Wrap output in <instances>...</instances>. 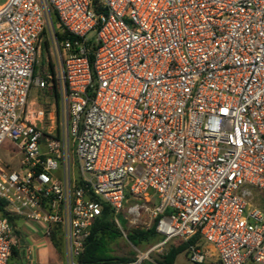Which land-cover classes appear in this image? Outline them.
<instances>
[{"label": "built area", "instance_id": "1", "mask_svg": "<svg viewBox=\"0 0 264 264\" xmlns=\"http://www.w3.org/2000/svg\"><path fill=\"white\" fill-rule=\"evenodd\" d=\"M101 7L0 5V150L10 141L21 156L16 169L0 161V201L44 238L59 231L66 264H79L103 205L119 227L123 213L133 223L147 214L163 238L125 264H159L154 249L193 239L194 264L206 262L202 245L220 264H264V211L254 204L264 194V0ZM43 48L54 75L35 73ZM53 77L65 99L61 139L28 99ZM17 243L0 216V264Z\"/></svg>", "mask_w": 264, "mask_h": 264}, {"label": "rangeland", "instance_id": "2", "mask_svg": "<svg viewBox=\"0 0 264 264\" xmlns=\"http://www.w3.org/2000/svg\"><path fill=\"white\" fill-rule=\"evenodd\" d=\"M6 0H0V5H2ZM97 36L96 31H92L88 35V39L95 40ZM47 51V52H46ZM48 59L50 60V65L52 64V58L48 54V50L43 48L41 53V58L39 64L35 69L36 74H55L53 66L46 68L48 66ZM53 71V72H52ZM54 73V74H53ZM56 79L55 77H53ZM57 95L53 89V84L44 89L39 90L36 87H32L29 92V103L31 109L40 110L43 109L46 114L45 122L40 125L46 134L51 132L54 136L61 139L64 134V114H65V99L63 98L61 88H58ZM51 118V120H49ZM71 151H73V160H74V172L78 174V162L75 156V145L71 142ZM0 161L5 167H10L11 169H16L20 166L21 156L19 155V150L14 146L10 141H6L3 147L0 150ZM254 204L259 205L264 211V194L255 195ZM120 221L121 227H119L115 222L116 227L118 228L120 235L117 237H109L104 241V253L109 256L128 258L133 260L136 258L139 252L147 253L153 248H156L158 244L163 241V238L160 235H156L150 240H143L140 243H135L131 241L128 236L135 233H145L150 230L155 221L147 214L142 215L138 222L133 223L130 218ZM60 236H57L55 239L45 238L49 243L47 250H44L43 246L38 247L39 253L31 251H19V256L12 258L10 264H20L21 260H25V264H66V254L63 250V238L61 233L58 232ZM34 237V236H33ZM35 238H41L40 235H35ZM181 245L179 240H171L166 245L161 248L154 249L149 258L153 262L161 264L163 256L169 251L173 246L178 247ZM61 246V247H60ZM204 249L208 251V257L204 264H220L215 255V251L209 245H202ZM42 250V251H41ZM174 264H194L190 261L188 251H184L180 254L175 260Z\"/></svg>", "mask_w": 264, "mask_h": 264}, {"label": "trees", "instance_id": "3", "mask_svg": "<svg viewBox=\"0 0 264 264\" xmlns=\"http://www.w3.org/2000/svg\"><path fill=\"white\" fill-rule=\"evenodd\" d=\"M92 4L96 7L98 12H103V9L101 7V0H91ZM52 21L54 25L58 23V20L54 14H52ZM68 37L67 34H64L60 37V40H64ZM53 72V71H52ZM54 74V73H53ZM53 89L56 92V95L58 94V88L60 87L59 84L56 82V80H53ZM5 202L0 201V216L7 218L10 223L13 225L15 216L11 215L5 208ZM59 231H55L53 233V238L55 239L57 236H60L58 234ZM120 235V232L118 228L116 227L114 220H113V212L112 210L106 206L103 205V210L101 216L97 219L95 225L91 229L90 235L86 241L84 252L80 255L78 261L79 264H125L129 263L133 260H130L128 258H120V257H114L109 256L104 253V241L106 238L109 237H117ZM157 234L156 232V224L148 230L145 233H135L133 235H129L128 238L135 242L140 243L143 240H150L154 238ZM196 242V239L191 240L189 243L181 242V245L178 247H171L169 251L166 253V255L163 256V260L161 264H174L177 257L182 254L184 251L188 250V246L190 244H194ZM21 243V240L18 238V243L15 247L12 249L11 258L9 261V264L11 262V259L14 257L16 258L19 256V245ZM61 247V246H60ZM20 264H25V260H21ZM150 264V263H146Z\"/></svg>", "mask_w": 264, "mask_h": 264}, {"label": "crops", "instance_id": "4", "mask_svg": "<svg viewBox=\"0 0 264 264\" xmlns=\"http://www.w3.org/2000/svg\"><path fill=\"white\" fill-rule=\"evenodd\" d=\"M13 226L15 228L17 238L21 240L19 245V249L21 251L26 253V251L33 250L39 253V246H43L44 250H47L48 245L50 246V243L42 236L40 227L31 224L18 216H15ZM35 235H40L41 238H35Z\"/></svg>", "mask_w": 264, "mask_h": 264}]
</instances>
